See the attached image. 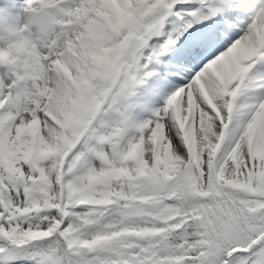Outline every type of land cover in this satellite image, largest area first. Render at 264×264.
<instances>
[{
	"label": "snow or ice",
	"instance_id": "1",
	"mask_svg": "<svg viewBox=\"0 0 264 264\" xmlns=\"http://www.w3.org/2000/svg\"><path fill=\"white\" fill-rule=\"evenodd\" d=\"M0 264H264V0H0Z\"/></svg>",
	"mask_w": 264,
	"mask_h": 264
},
{
	"label": "rangeland",
	"instance_id": "2",
	"mask_svg": "<svg viewBox=\"0 0 264 264\" xmlns=\"http://www.w3.org/2000/svg\"><path fill=\"white\" fill-rule=\"evenodd\" d=\"M9 2H10V0H9ZM10 6V5H9ZM144 117H146V116H148V112L147 111H145V112H143V114H142Z\"/></svg>",
	"mask_w": 264,
	"mask_h": 264
},
{
	"label": "bare ground",
	"instance_id": "3",
	"mask_svg": "<svg viewBox=\"0 0 264 264\" xmlns=\"http://www.w3.org/2000/svg\"><path fill=\"white\" fill-rule=\"evenodd\" d=\"M13 1H14V0H13ZM16 2H17V0H16ZM16 2H15V3H16ZM12 3H13V2H12ZM15 3H14V4H15ZM148 115H149V113H148Z\"/></svg>",
	"mask_w": 264,
	"mask_h": 264
}]
</instances>
